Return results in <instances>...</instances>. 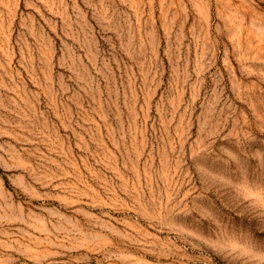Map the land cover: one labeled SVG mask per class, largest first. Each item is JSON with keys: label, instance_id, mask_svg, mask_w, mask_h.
I'll list each match as a JSON object with an SVG mask.
<instances>
[{"label": "rangeland", "instance_id": "1", "mask_svg": "<svg viewBox=\"0 0 264 264\" xmlns=\"http://www.w3.org/2000/svg\"><path fill=\"white\" fill-rule=\"evenodd\" d=\"M0 264H264V0H0Z\"/></svg>", "mask_w": 264, "mask_h": 264}]
</instances>
